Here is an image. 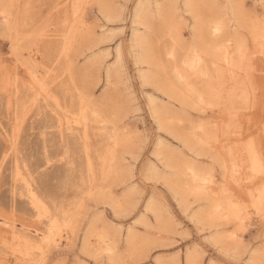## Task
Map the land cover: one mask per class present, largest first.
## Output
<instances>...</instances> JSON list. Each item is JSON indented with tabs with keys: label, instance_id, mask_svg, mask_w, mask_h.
<instances>
[{
	"label": "rangeland",
	"instance_id": "374dc122",
	"mask_svg": "<svg viewBox=\"0 0 264 264\" xmlns=\"http://www.w3.org/2000/svg\"><path fill=\"white\" fill-rule=\"evenodd\" d=\"M191 3L0 0V264H264V207L252 204L264 187L233 166L228 140L255 137L264 118V0ZM212 17L247 53L236 82L224 71L210 93L174 67Z\"/></svg>",
	"mask_w": 264,
	"mask_h": 264
},
{
	"label": "bare ground",
	"instance_id": "6f19581e",
	"mask_svg": "<svg viewBox=\"0 0 264 264\" xmlns=\"http://www.w3.org/2000/svg\"><path fill=\"white\" fill-rule=\"evenodd\" d=\"M193 0H184V4L186 5V6H191V2H192ZM143 7V6H142ZM142 7H140V8H142ZM192 7V6H191ZM144 8V7H143ZM145 9V8H144ZM139 10V9H138ZM142 10V9H141ZM144 11V10H143ZM0 13H1V11H0ZM136 13H137V11H136ZM142 13V12H141ZM138 15H140L139 14V12H138ZM212 15V14H211ZM215 15V14H214ZM2 17V16H1ZM142 17V16H141ZM144 17V16H143ZM165 17V16H164ZM135 18H136V16H135ZM140 18V17H139ZM148 19V18H147ZM1 20V19H0ZM138 20V19H137ZM168 20V19H167ZM202 20V19H201ZM143 22V21H142ZM146 22V21H145ZM202 23H203V25L202 26H199V29H197L198 31L197 32H200V36H203L202 38H204V40L201 38L200 39V41H199V43L202 45L201 46V48L200 49H194V48H192L190 51V53H191V56L187 59H183L182 61H181V63H180V65L179 66H175L174 67V69H175V73L177 74V77L178 78H180V79H178L179 80V82H180V84L181 83H184V82H187V80L189 81V78H195L196 77V75L197 76H203L204 77V82H205V89L208 87V92H214V90H215V88L216 89H218L219 90V88L218 87H222V85H223V83L222 84H220V86H217V84L219 85V83H220V80H222L224 77H222L223 76V73H224V71H227V72H229V74H228V77H229V79H230V81H235L234 80V74L235 73H233L236 69H237V67H241L243 64L241 63L242 62V60H244V58H242V57H244L245 56V52L243 51V50H238V51H236L237 52V54L236 53H234L233 51H234V47L231 45V43H233V42H231V39L230 38H226V36H224L223 35V33H224V30H225V25L223 24V22L222 21H220V17H212L210 20H207V21H201ZM151 23V22H150ZM169 23V22H168ZM199 24H201V23H199ZM256 27H259V26H255V41H257V43H258V45H260V48L262 49V54L264 55V28L262 27V29H258L257 31H256ZM172 28V27H171ZM70 30H71V28H70ZM68 33V32H67ZM195 33V32H194ZM194 33H193V36H196V35H194ZM69 34V33H68ZM138 34V33H137ZM204 34V35H203ZM134 35V34H133ZM198 35V34H197ZM68 37V36H67ZM175 37V36H174ZM199 36H197V38H198ZM205 37H207L206 39H205ZM145 38L146 37H143V36H139V34L138 35H134V38H133V46L135 45L136 47L138 46L139 48H140V51H141V54L139 53V58H140V60L141 61H146V62H148L147 61V59H148V50L145 48V46L147 45V44H145ZM151 40V39H150ZM173 40V39H172ZM147 41H148V39H147ZM176 41H178L177 39H176ZM234 41V40H233ZM253 41V40H252ZM254 41V42H255ZM198 42V41H197ZM229 42H231V43H229ZM147 43V42H146ZM256 43V42H255ZM150 44V43H149ZM238 44V43H237ZM240 44V43H239ZM254 44V43H253ZM132 45V44H131ZM192 45V44H191ZM196 45V44H195ZM200 46V45H199ZM135 47V48H136ZM195 47V46H194ZM202 47L203 48H205V49H202ZM235 47H238V46H235ZM239 47H241V46H239ZM67 48V47H66ZM151 47H149V49H150ZM257 49V47H255V50ZM260 49V50H261ZM172 51V50H171ZM187 51V50H186ZM139 52V51H138ZM170 52V51H169ZM254 52V51H253ZM189 53V54H190ZM247 53V52H246ZM255 53V52H254ZM170 54V53H169ZM185 54H187V53H185ZM247 55V54H246ZM171 56H172V54H171ZM150 58V57H149ZM203 58H205V59H208V63H206L205 62V60L203 59ZM159 59V58H158ZM246 59V58H245ZM158 61V60H157ZM246 61V60H245ZM244 61V62H245ZM149 62H151V61H149ZM174 63V62H173ZM242 65H241V64ZM247 63V62H246ZM150 64H152V62L150 63ZM154 64V63H153ZM175 64V63H174ZM255 64V63H254ZM258 64V63H257ZM256 64V66H259V64H261V63H259L258 65ZM162 66V65H161ZM210 66H212L213 68H214V74L213 73H211V71H210V69H209V67ZM245 66V65H244ZM249 66V65H248ZM252 66V65H251ZM253 67V66H252ZM151 68V67H150ZM154 68H155V66H154ZM158 68H160V67H158ZM157 68V69H158ZM247 68V67H246ZM245 68V69H246ZM241 69V68H240ZM248 69V71H250V70H252L250 67L249 68H247ZM247 69H246V71H247ZM250 69V70H249ZM260 70H261V68H259ZM156 70V69H155ZM153 70H151V72H152ZM239 70H236V72H238ZM245 71V72H246ZM248 71H247V73H248ZM255 71V70H254ZM156 72V71H155ZM161 72V71H160ZM244 72V71H243ZM253 72V71H252ZM239 73H240V71H239ZM247 73H245V74H247ZM213 74V75H212ZM238 74V73H237ZM242 74V73H241ZM249 75V74H248ZM247 75V78L249 77ZM251 75H253V74H251ZM47 76V75H46ZM239 76V75H238ZM144 77H146V76H144ZM143 77V78H144ZM221 77H222V79H221ZM236 77H237V75H236ZM241 77V76H240ZM252 77V76H251ZM35 78V77H34ZM47 78V77H46ZM225 78H226V76H225ZM238 78V77H237ZM146 79V78H145ZM196 79V78H195ZM199 79V78H198ZM203 79V78H202ZM33 80H35V79H33ZM38 80V79H37ZM226 80V79H225ZM250 80V79H249ZM199 81H201V79L199 80ZM227 81V80H226ZM251 81V80H250ZM263 81V80H262ZM37 82V81H36ZM43 82V81H42ZM202 82H203V80H202ZM219 82V83H218ZM236 82V81H235ZM37 83H39V82H37ZM41 83V82H40ZM40 83H39V85H40ZM48 83V82H47ZM231 83V82H230ZM189 84H190V82H189ZM196 84V83H195ZM203 84V83H202ZM38 85V84H37ZM172 85V84H171ZM193 86H192V90H191V92L190 93H192V94H189L187 97L188 98H190L191 96H193V97H195L196 98V96L197 95H199V97H200V94L202 93H200L199 92V90L195 87V86H197V85H195L194 86V84H192ZM42 86V85H41ZM166 86H167V88L165 87V89L169 92V93H174V94H177V95H182L181 94V92L178 90V91H175V90H172L173 89V87L172 86H169V84H166ZM187 86H189V85H187ZM46 87V86H45ZM186 87V86H185ZM185 87H184V89H185ZM191 87V86H190ZM198 87V86H197ZM202 87V88H203ZM242 87V86H241ZM48 88V87H47ZM50 88V87H49ZM48 88V89H49ZM43 89V88H42ZM163 89H164V87H163ZM198 91H197V90ZM204 89V90H205ZM17 90V89H16ZM207 90V89H206ZM43 92V91H42ZM50 92V91H49ZM232 91H230V93H231ZM244 92V91H243ZM28 93V92H27ZM48 92H46V94H47ZM166 93V92H165ZM218 93V92H217ZM26 94V92L24 93V95ZM32 94V93H31ZM202 94H204V93H202ZM243 94H245V93H243ZM255 94V93H254ZM52 95V94H51ZM231 95H233L232 93H231ZM247 95V94H246ZM28 96V95H27ZM180 96H179V98H180ZM253 96V95H252ZM256 96V95H255ZM36 97V96H35ZM186 97V98H187ZM198 97V96H197ZM198 97V98H199ZM27 98V97H26ZM243 98H246V97H243ZM30 99V98H29ZM52 99V98H51ZM33 100H35V98H33ZM181 100V99H180ZM191 100H193V99H191ZM246 100V99H245ZM25 101H27V100H25ZM200 101H202L201 99H200ZM248 101V100H247ZM35 102V101H34ZM187 102V101H186ZM193 102H194V100H193ZM223 102H224V100H223ZM244 102V101H243ZM252 102L254 103L255 102V100L253 99L252 100ZM184 103V102H183ZM204 103V102H203ZM219 103V102H218ZM247 103V102H246ZM250 102H248L247 104H249ZM256 103V102H255ZM28 105H30V103L28 104ZM200 106V105H199ZM253 106V104L252 105H250L249 104V106L247 105V108H249V107H252ZM85 116H86V114H84ZM253 117V116H252ZM87 118V117H86ZM84 119H85V117H84ZM251 119V118H250ZM87 121V120H86ZM253 121V120H252ZM255 122V121H254ZM251 123V122H250ZM259 123V122H258ZM238 124V123H237ZM255 125V124H254ZM240 126V125H239ZM238 128V127H237ZM86 129V128H85ZM234 129H236V126L234 127ZM243 129H245L244 127H243ZM229 131V130H228ZM231 131V130H230ZM80 132V131H79ZM200 132V131H199ZM236 132V130H234V133ZM249 133V132H248ZM61 134V133H60ZM236 135V137H234V138H228V140H231L232 141V144L234 145V150H235V152H236V154L238 155V157H241V158H239L238 160H237V163L234 161V164H233V166L235 165L236 167L237 166H240V165H244V166H248V167H250V170L253 172V176L256 178V179H258V180H260V183L258 184L259 186L256 188L257 190H260L259 189V187L260 186H262V188L264 187V118L262 119V121L260 122V126L258 127V130H257V132L255 133V137H252V136H247L248 137V141L247 140H244V139H246L244 136L242 137L241 136V131L239 130H237V132L235 133ZM61 135H63V134H61ZM201 135V134H200ZM251 135V134H250ZM254 136V135H253ZM60 138H62V136L60 137ZM192 138V137H191ZM11 144H13L12 142H11ZM15 144V143H14ZM224 144V143H223ZM228 144V143H227ZM226 145V144H225ZM229 148V147H228ZM17 149V148H16ZM231 150V149H230ZM9 152V151H8ZM105 151H103V153H104ZM231 152H233L232 150H231ZM234 153V152H233ZM235 154V153H234ZM235 154V155H236ZM1 155H2V153H1ZM6 155V154H5ZM102 155V154H101ZM101 155H100V157H101ZM233 155V154H232ZM104 156H105V153H104ZM4 157V156H3ZM2 159H4V158H2ZM102 159V158H101ZM100 160V159H99ZM106 160V159H105ZM106 162V161H105ZM109 162V161H108ZM103 162H101V164H102ZM108 164V163H107ZM102 166H103V164H102ZM0 167H1V165H0ZM3 167V166H2ZM92 167V166H91ZM101 167V166H100ZM105 167L103 166V170H105L104 169ZM101 170H102V168H100ZM188 169L191 171V173H190V176H189V178L187 179L188 181H189V183L190 184H196V191H198V193H203V191L202 190H205V189H203V185H201V184H203V183H201V181H203V180H205V181H207L206 180V178L204 177V174L203 173H199V172H197L198 170L197 169H193L192 167H188ZM18 170V169H17ZM196 170V171H195ZM15 171V170H14ZM249 171V170H248ZM20 172H21V170H20ZM250 174V173H249ZM18 176V175H17ZM22 176V175H21ZM20 176V177H21ZM205 176H206V174H205ZM15 177V176H14ZM23 177V176H22ZM250 177V176H249ZM248 177V178H249ZM25 178V177H24ZM22 179V178H21ZM252 179V178H251ZM17 180V179H16ZM26 180V179H25ZM24 180V181H25ZM23 181V180H22ZM255 181V180H254ZM14 182H16V181H14ZM95 182V181H94ZM210 182V181H209ZM209 182H208V185H209ZM205 183V182H204ZM207 183V182H206ZM246 183H248V182H246ZM246 183H245V185H246ZM244 185V184H243ZM251 185V184H250ZM191 186V185H190ZM254 186H256V185H254ZM192 187V186H191ZM194 187V186H193ZM192 187V188H193ZM210 187H211V185H210ZM251 187V186H250ZM198 188V189H197ZM212 188V187H211ZM251 188H253V187H251ZM194 189V188H193ZM264 189V188H263ZM192 190V189H191ZM257 190H255V191H257ZM208 191V190H207ZM250 191H251V189H250ZM261 194H259L258 195V197H255L254 198V201L255 202H253L252 204H255L254 206H256V207H259V208H262V207H264V190L262 191L261 190ZM246 193H248V192H246ZM204 194V193H203ZM249 194H251V192H249ZM34 195V194H33ZM35 196V195H34ZM254 196V195H253ZM31 199V198H30ZM229 199H230V197H229ZM228 199V200H229ZM36 200V199H35ZM32 201V200H31ZM37 201V200H36ZM214 202H215V200H213ZM212 201V202H213ZM231 201V200H230ZM40 202V201H39ZM212 203V205L214 204V206L217 208V207H223L224 205H226V204H229L228 203V201L226 202H224L223 204L222 203H218V201L216 202V203ZM33 203V202H32ZM242 204V203H241ZM231 205H232V203H231ZM235 205V204H234ZM230 206V205H229ZM240 206V205H239ZM40 207V206H39ZM45 207V206H44ZM147 207V209H150L151 211L152 210H154V208H153V206H151V205H148V206H146ZM242 207V206H241ZM38 208V207H37ZM213 208V207H212ZM223 209V208H222ZM238 209H239V207L238 206H231L230 207V212H231V214H233V215H235L236 214V212L238 211ZM240 209H242V208H240ZM239 209V210H240ZM212 210V209H211ZM221 210V209H220ZM224 211V210H223ZM223 211H222V213H223ZM154 212V211H153ZM212 212V211H211ZM229 212V213H230ZM228 213V214H229ZM239 213H240V211H239ZM52 215V214H51ZM154 215H156V214H154ZM239 215V214H238ZM160 216V215H159ZM43 217V216H42ZM192 217V216H191ZM239 216H237V218H238ZM196 218V217H195ZM233 218V217H232ZM200 219V218H199ZM234 219H236V217L234 218ZM158 220H159V218H158ZM192 220H193V218H192ZM13 228L14 227H9V230H10V232L13 234L14 233V230H13ZM87 232V231H86ZM37 233V232H36ZM28 234H30V232H28ZM87 235V234H86ZM33 237L36 239V238H39V241H50V240H52V239H50L49 238V235H44L43 233H42V235L40 236V237H38L37 236V234L36 235H33ZM53 238V237H52ZM86 240H87V238H86ZM32 241V240H31ZM53 241H54V239H53ZM85 242V241H84ZM47 243V242H46ZM82 245H84V244H82ZM191 262V260L190 259H188V262L186 263V264H191L190 263Z\"/></svg>",
	"mask_w": 264,
	"mask_h": 264
}]
</instances>
